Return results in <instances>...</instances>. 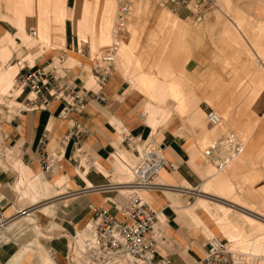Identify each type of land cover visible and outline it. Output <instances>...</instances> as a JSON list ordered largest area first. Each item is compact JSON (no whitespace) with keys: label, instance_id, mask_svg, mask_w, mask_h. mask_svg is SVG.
Returning <instances> with one entry per match:
<instances>
[{"label":"rangeland","instance_id":"obj_1","mask_svg":"<svg viewBox=\"0 0 264 264\" xmlns=\"http://www.w3.org/2000/svg\"><path fill=\"white\" fill-rule=\"evenodd\" d=\"M94 1L67 0L66 6L63 0H0V142L2 139V126L5 122H9L13 115V112L7 113L6 108H11L10 106L13 104L14 106L20 105L23 98L28 95V91L24 90L20 96L16 97L15 95L8 98V90L15 74L24 66L25 69L32 66L44 67L46 62H57V59L61 58V61L64 62L63 67L74 83L87 87V81H89L91 90L96 91L98 87L94 82L95 80H93L91 69L95 59L113 46L114 33L118 28L116 25L117 19L123 20L122 28L127 33L124 40L118 44L117 71L114 74L120 72L124 79L130 80L128 90L135 89L144 95L145 105L149 101L151 102L156 117L162 109H164L163 115L165 113H168V116L171 115L172 108L170 105L173 102L177 103L178 110L181 108L180 111L183 113L188 108L184 106L185 103L189 100L198 103L199 99L197 97L193 99L192 95L182 99L172 98V83L158 84L151 81L143 83L139 79L133 81L134 72L132 71L155 74L163 79L157 73L152 60L159 55L161 63L168 64L173 75H177L178 79H185L183 72L186 62L193 53L201 49L206 42H209L218 54H223V60L220 62L221 69L216 70L211 77L210 82L213 81V84L207 85L201 96L204 95L203 99L209 108L217 113L221 122L218 126L211 127L208 125L205 115H202L206 140L198 143L197 157L200 163L193 164V170L203 171L202 178H204V182L195 191L197 192L199 189L200 192L206 191L209 195L219 197H226L230 191L236 194L238 192L239 200H234L245 208L253 210L252 214H260L261 216L257 217H260L261 224L257 222V225L264 230V222H262L264 221V186L255 194L253 192V188L259 182L264 184V117H259V115L252 112V103L264 87V0H215V6L206 13L203 19L197 20L191 18L186 10L180 13L172 12L169 7L163 5V0H97L98 5L95 16L88 19L83 32L79 33L77 18L72 19L70 17L71 12L68 7L79 8L81 12L84 4H90ZM106 5H111L112 10L107 18V23H104L102 15ZM125 9L127 10L126 14ZM161 11H165L172 18L177 19L180 26L168 32L157 29L154 18ZM152 27H154L152 34L147 35L148 29ZM34 31L37 33L35 38L31 37ZM101 31L104 32L103 36ZM65 32L67 45L65 44ZM132 37L137 38L138 43L130 58V55L127 54L126 44L129 43ZM102 38L105 40L103 41ZM144 48L149 49V57L144 58L146 61L140 62L138 69L137 66L135 67L136 55L144 51ZM126 61H129L128 65L122 69ZM133 64L134 66H132ZM12 66L15 67L11 68ZM137 72L134 74H137ZM177 86L179 85L177 84ZM180 86L183 88V92L188 93L189 90L192 92L190 87ZM199 87L201 85H197V88ZM13 91L15 92V90ZM126 92L121 94L124 95ZM177 93L179 94V92ZM254 94L256 97L253 98ZM141 115L142 118L145 117L143 111ZM157 118L159 119V117ZM163 123H159L158 127ZM117 127L116 132H121V126L119 125L120 128ZM156 130L150 132L147 136L154 137ZM118 136L121 135L118 134ZM226 137L235 138L244 144L245 150L243 153L220 165L207 160L203 156V151L207 150L216 141ZM133 138L138 139L137 137ZM143 139L145 140L140 142H146L149 138L145 137ZM255 142L256 146L252 148V154H256L249 159L245 157L246 150L251 146V143ZM119 144L123 146H121V149L125 151L126 154L124 155H128L132 161L133 164L130 167L132 169V166L136 163L135 156L125 145L122 136ZM6 147L7 145H5ZM3 150L6 153L7 169L19 171V178H23L26 183L29 178L22 173L16 155L10 154L6 149ZM81 159L85 160L81 161V164L85 165L87 160L82 156ZM122 162L130 166L127 160L122 159ZM236 167L238 170L233 172ZM76 168H78V165H75ZM111 168L114 171H111ZM111 168L109 174H111L110 178L114 181V186L104 188L119 187V183L134 180L132 171L128 172L130 178L123 180L115 171L116 164L112 163ZM127 170L129 171V169ZM43 175L45 177L42 175L40 177L50 183L59 176L57 175L52 181H49L51 177ZM15 183L12 184L10 189L14 191L16 198L20 199L22 196L27 200L28 193H17L14 189ZM24 185L20 183V186ZM200 194H187L181 200L184 205H192L197 201ZM254 196L257 198L259 196L260 201H253ZM145 199L148 202L147 197ZM214 201L219 200L213 199L210 201L212 207ZM45 203H49V200L42 201L32 208H38ZM50 203L52 204L50 209L53 212L42 210L43 212L39 213V209L35 208V210H32L33 216L30 217V231L16 232L6 241V245L0 246V251H3L6 247H11L7 258L11 257L21 247L22 243L34 240L46 251V253L39 254V260L47 259L55 264H68L64 259L66 239L69 235L79 232L84 226L79 230L71 229L67 232V229L62 225V221L58 220L60 210L58 203ZM116 203L119 207L122 206L125 203V198L124 203L122 201ZM203 203L205 207L202 208L199 215L205 221L206 215L201 212L206 209L208 201L204 200ZM20 204L19 206H21ZM82 206L85 207V201L82 202ZM62 208H65L64 205ZM220 209L224 213L228 212L223 207H220ZM234 213L232 210L231 214ZM16 217L23 218V215L19 214ZM193 217L196 226L201 228L205 234L198 229L205 242L211 235L207 233L203 223L198 218V214ZM18 220L20 219L13 222ZM248 221L251 224L256 223L250 219ZM228 240L231 248L233 246L235 249L232 248V250L245 255L244 264H264V243L260 249H253L236 239L229 238ZM54 244L62 246V261H59L48 252V249ZM247 254L255 255V257H248ZM69 258L72 264L80 262V259L74 260L75 255ZM39 260H34V264H42Z\"/></svg>","mask_w":264,"mask_h":264},{"label":"crops","instance_id":"obj_2","mask_svg":"<svg viewBox=\"0 0 264 264\" xmlns=\"http://www.w3.org/2000/svg\"><path fill=\"white\" fill-rule=\"evenodd\" d=\"M63 1L67 6V0ZM97 5V0L90 4H84L81 12L79 8L68 7L71 12L70 17L72 19L77 18L79 33L83 32L88 19L95 16ZM111 10V5L105 6L102 15L104 23H107ZM154 21L155 27L164 32L180 26V22L172 18L165 11L157 13ZM153 30L154 27L148 29L147 35H151ZM103 33L101 31L102 36L104 35ZM126 33H124L122 41ZM102 39L103 41L105 40L104 38ZM137 43V38L132 37L129 43L126 44L128 48L127 54L130 55V58ZM65 44L67 45L66 32ZM148 50L144 48V51L136 55L137 62L135 67H140V62L146 61L144 58L149 57ZM152 60L157 73L163 79L155 74H146L143 71L139 73L136 71L137 74H134L136 72L132 71L134 72L133 81L139 79L143 83L149 81L158 84L172 83V98L182 99L192 95L193 99L196 97L199 99L198 103L189 100L184 105L188 108L181 113V108L178 110L177 103L173 102L170 105L172 108L170 117L168 113L163 115L164 109H162L157 116L159 117L158 119L154 114L155 109L152 107L151 102L149 101L145 105V96L135 89L128 90L130 80L124 79L123 75L117 72V74H113L107 79L100 91V96L106 98V102H99L95 98V95L88 94L83 100V109L80 114L71 113L69 117L63 118V105L57 102L50 103L43 110L26 112L19 116L11 114L12 118L2 126L0 147L6 149L10 154L16 155V160L21 165L22 173L29 179L25 183L23 178H19V171H0V214L5 220L10 221L12 219L7 228L3 232H0V246L6 245V241L9 240L12 234L24 230L30 231V217H16V211L28 206H35L45 200H49V203H58L60 209L58 220L62 221V225L67 229V232H69L68 230L71 231V229L79 230L84 226L79 232H75V234H81L86 230V226L91 222V220H88L92 218L94 210H105L116 217H120V214L114 207H119L116 202L121 201V192L115 190L116 187L104 188L106 186H114V181H112L110 178L111 174H109L112 163L116 164L115 171L121 179L128 180L130 178L128 172L132 170L130 167L133 163L128 155H124L126 153L121 149L122 144H119L121 136L119 137L116 132V125H120L131 136L137 137L139 142L144 141L145 139L143 138L148 137V140H154L162 144L164 146V155L176 166L175 171L162 172L156 179V182L157 184H165L182 191L166 189V191L151 192L145 196L148 199V202L147 200L146 202L149 203L156 214L149 237L154 241V249L158 261L164 259L167 261V264H193L203 256L206 241L204 242V237L198 231L199 229L202 232L201 228H198L195 224L193 216L197 214L207 233H210L211 236L215 233V235L224 237L222 239H226L227 241H229V238L236 239L253 249H260L262 247L264 243V230L257 225V222L261 224L260 217H257L260 214H252L253 210L247 209L236 202L234 199L239 200L238 192L236 194L230 191L226 198L224 196L209 195L206 191L200 192L198 189V194H201L194 204L184 205L181 200L187 195L185 190L200 188L204 182V178H202L203 171L193 170V164L200 163L197 157L198 143L205 142L206 140L202 115H205L208 109H210L203 99L204 95L201 96V93L206 89L207 85L213 84V81L210 82V80H212L211 77L215 74L216 70L221 69L220 62L223 60V54H218L213 45L206 42L186 62L183 72L185 79H178L177 75H173L170 66L164 62L163 64L161 63L159 55ZM128 62L124 63L122 69L127 67ZM14 67L12 66L11 68ZM177 84L179 86L190 87L192 92L191 90L188 93L183 92V88L177 86ZM89 85L90 82L87 81L86 88L91 89ZM197 85H201V87L197 88ZM76 86L79 90L82 89V86L77 84ZM122 92L126 93L122 95ZM194 94L195 96H193ZM254 97H256L255 94L253 95ZM142 111L145 113V117L143 118L141 115ZM252 112L259 115V117H264V87L252 103ZM75 122L81 123L86 131L82 138L81 147L82 151L90 159L82 156L87 161L84 165L81 164V161L85 160L81 159L76 169L75 165L70 161L73 156V138L70 134ZM159 123L163 124L158 127ZM155 130L154 137L147 136ZM44 138H47V151L61 148L64 152L61 170L55 175L59 176L52 183L40 177L41 175L45 177L40 163V143ZM256 142L251 143V146L246 150L245 157L249 159L254 157L256 153L252 154V148L256 146ZM5 145H7L6 148ZM122 159L127 160L130 166L122 162ZM110 170L114 171L112 168ZM236 170H238L237 167L233 172ZM55 176H52L49 181H52ZM14 182H16L14 189L17 193H28L27 200L22 196L20 199L16 198V194L10 189ZM20 183L25 185L20 186ZM125 183H119L118 185ZM262 186L264 184L259 182L253 188L254 194ZM258 198L254 196L253 201H260ZM213 199L219 201H214L212 207L209 202ZM204 200L208 201L206 209L204 212H201L206 215L205 221L199 215V212L205 207ZM84 201L85 207L82 206V202ZM49 203L35 208L39 209V213L43 212L42 210L53 212L50 209L52 204ZM63 205L64 209L62 208ZM220 207H223L228 212L224 213ZM232 210L235 212L234 214H231ZM14 219L20 220L13 222L15 221ZM248 219L256 223L251 224ZM61 249L62 246L54 244L48 249V252L51 255V252H53V256L62 261ZM10 250L11 247H6L3 251H0V264H34V260L40 259V253H46L40 244L34 240L22 243L21 247L11 257L7 258V255H9L8 251ZM247 255L248 257H255L252 254ZM39 261L42 264H55L47 259ZM157 264L160 263L157 262Z\"/></svg>","mask_w":264,"mask_h":264},{"label":"built area","instance_id":"obj_3","mask_svg":"<svg viewBox=\"0 0 264 264\" xmlns=\"http://www.w3.org/2000/svg\"><path fill=\"white\" fill-rule=\"evenodd\" d=\"M165 1L175 11H188L196 20L202 17L205 9L213 3V0ZM108 67L110 66L108 65ZM94 71L101 80L99 71ZM14 80L17 84L30 88L34 93L33 98L26 97L22 101L23 108L17 110V113L39 110L50 97L60 99L63 105L62 110L75 111L82 108L83 98L79 97L78 99L75 95V86L68 85L61 78H56L51 70L45 71L40 67L26 68L23 73L15 76ZM50 92L53 94L50 95ZM206 116L209 125L218 124L219 120L212 111H209ZM71 131L75 139L74 144L77 145L82 134L81 128L78 130L77 125H75ZM227 144L235 147L232 138L226 141ZM214 148V146L210 147L204 155L209 158ZM62 157L60 151L51 154L42 153L40 156L42 170L48 174L53 173L59 167ZM162 169L170 171L174 167L167 162L157 164L154 158H148L137 172L142 179L149 182ZM141 182L144 183L140 185L142 187L146 188L150 185L145 184L144 180ZM136 190L142 189L137 188ZM139 192L142 191H137L130 196V201L122 209L125 220L117 221L105 210H94L90 230L84 234L86 236L79 235L77 238L72 235L67 238L64 252L65 261L72 264L69 258L70 253L76 249L80 263L82 260L88 259L90 264H113L117 262L120 264H153L154 247L148 239L153 210L146 201L141 199ZM233 258L223 241L221 243L216 242V244L209 243L206 247V256L198 264H235Z\"/></svg>","mask_w":264,"mask_h":264},{"label":"bare ground","instance_id":"obj_4","mask_svg":"<svg viewBox=\"0 0 264 264\" xmlns=\"http://www.w3.org/2000/svg\"><path fill=\"white\" fill-rule=\"evenodd\" d=\"M163 5H165L166 7H169L171 9V11L174 12V13L182 12V11L173 10L168 4H166L165 0H163ZM214 6H215V0H213V3H212L211 6H209L207 9H205L203 16L200 17L199 19H203L204 16L206 15V13L210 9H212ZM125 10H124V12L126 14L127 10L126 11ZM188 15L191 18H193L190 14H188ZM123 24H124L123 20H121V19H119V20L117 19L116 20V25L118 26V28L116 29V31L114 33V44H113V46L109 50L105 51L102 55H100L99 58H96L95 61H94V65H93V67L91 69V73H92V76L94 78L93 80H95L94 82H95V84L98 87V89L96 91H93V90L88 89L86 87H82V89H80L81 91L79 90L78 87L76 88V84L71 80V78L69 77V75L67 73V70L63 67V63L64 62L61 61L62 60L61 58L57 59V62H46L45 66L44 67H40V68H43L45 71L51 70V72L53 73V75L56 78H61V80H64V82L67 83L68 85H74L75 86L74 93L78 97V99H79V97H81L84 100V98H86L88 94H92V95H95V98L99 102H106V98L100 96V91H101L103 85L105 84V82L107 81V79L111 75H113L115 73V71H117L116 63H117V52H118V49H119L118 48V44H119L120 41H122V37H123V35L125 33V30L122 28ZM36 36H37V33L35 31L32 32L31 37L35 38ZM68 59H69V57H68ZM108 65L110 67H108ZM23 68H21L15 74V76L23 73V71L25 70V68H24V70H22ZM26 68L27 69L28 68H35V66L26 67ZM21 70H22V72H21ZM94 70H98L99 71V73L101 75V80L97 76V73ZM15 76L13 77L12 84L10 86V89L8 90V98H11V97H13L15 95H16V97H18V96L21 95V93L24 90L28 91V95H26L23 98V100L26 97L27 98H33L34 97V93L31 91V89L30 88L29 89L25 88V86H21V85L17 84L16 81L14 80ZM13 90H15V92ZM52 94L53 93L50 92V95H52ZM46 101L47 102L44 103L42 108L39 109V110L46 109L50 105V103H52V102L62 103L60 101V99L53 98V97H50ZM10 107L11 108H6V112L7 113L8 112H13V114H15V116H19V115H21L23 113H26V112L17 113V110L23 108L22 103L20 105H18V106H14V104H13ZM82 109H83V103H82V108L81 109L78 108L75 111H71V110L65 111L63 109V111H62L63 118L69 117L71 113L80 114L82 112ZM34 111H38V110H34ZM34 111H27V112H34ZM209 111H212L214 113V115L218 118L219 122L216 125H209V124L208 125L211 126V127L218 126L220 124V122H221V119L217 115V113H215L211 109H208V111L205 113L206 121H207V116L206 115H207V113ZM75 125H77L78 130H79V128H81L82 134L80 135V142H79V139H78V144L77 145L74 144V142H75V139L73 138L74 136L72 134H70V136L73 138V156H72L70 161L73 162L75 165L79 166L80 157L81 156H83V157L86 156L85 153L82 151V147H81L82 138L85 135L86 131H85V129L82 126L81 123L75 122L74 126ZM116 126H118L117 128H120L119 125H116ZM118 134H120L122 136V139H123L125 145L128 147L129 151L135 156V159H136V163H135L134 167L131 170L134 180L132 182H128V183L122 184L119 187L115 188V190H118V191L121 192L122 196L120 195V197H121V201L123 203H124V198H125V203L122 206L114 207L115 210L120 214V217H116L113 214L108 212L111 216H113V218L115 220L122 221V220H125L124 215L122 213V209L127 205V203L130 201V196H132L135 192L142 191L141 193L139 192V196L141 197L142 200L146 201V199L144 197V196H146L145 194H148V193H151V192H157V191L160 192V191H163V190H166V189H169V190H180V189H177V188H174V187H169L168 185H165V184H157V182H156V179L159 177V175L162 172H164V171L172 172V171L176 170L175 164L173 162L169 161L166 158V156L164 155V153H163V147L164 146L162 144L157 143L154 140H147L146 142H139L137 139H134L133 136H131L129 133H127L126 130H123V129ZM228 139H230V137H226V138H223V139H220V140L216 141L214 144H212L210 146V147H212V146L215 147L214 150H212L210 157L207 158L204 155L205 152L203 153V156L207 160H210L211 162H214L217 165L223 164L224 161L228 162L231 159L239 156L242 153L243 149H244V144H242L241 142L237 141L235 138H232V140H233V142L235 144V147H233L231 144H227L226 145V141ZM46 141H47V138H44V140L41 141V143H40V145H41V148H40L41 154L42 153L51 154L53 152L60 151V154H62V156H63L61 161H60V163H59V167L53 173L48 174L47 172H45L41 168L43 174L48 175L49 177H52V176H55L61 170L62 161L64 159V152H63V149H61V148H59L57 150H53V151H47L46 150ZM77 149H79V151H77ZM148 158H150V159L154 158L155 162L157 164H160L162 162L170 163L174 167V169L170 170V171L169 170H165V169L160 170V172L158 171V174L152 180H149V182H150L149 183L148 180L142 179L139 176V173L137 172L142 167V165H144L146 163ZM7 170L8 169H7L6 153L4 152L3 148L0 147V171L4 172V171H7ZM142 180L145 181V184H150V185L148 187H146V188L140 186V185L144 184V183L141 182ZM151 185H153V186H151ZM137 188H141L142 190H136ZM180 191H182V190H180ZM185 191H186L185 192L186 194H191V193H194L195 195L198 194V192H196L195 190H185ZM32 207L33 206H31V207L28 206V207H25L23 209L17 210L16 211V213H17L16 216H18L20 214V215H23V217H31L32 214H33L32 213V210H33ZM152 213H153V215L151 216V228L149 230V233L152 231L153 219H154V217L156 215L154 213V211ZM10 221L9 220H5L4 218H2V216L0 217V232H3L7 228V226L9 225ZM90 224H91V222L86 226V228H85L86 230L83 233H81V234H75L74 233V234L69 235V237L72 236V235L76 236L77 238H79V235L80 236H86L84 234H86L90 230V227H91ZM148 236H149V234H148ZM148 239L150 240L149 243L152 244L153 247H154L153 239L151 237H149ZM222 241L225 243V246H226L228 252L234 257L233 261L235 262V264H237L238 262L240 264H244L245 255L240 253V252H235L234 251L235 250L234 247L232 246V248L234 249V250H232L231 246L229 245L230 242H228L226 239H222V238H220L218 236H215V235L210 236L206 240V242H205V252H204L203 256L201 258H199L198 260H196L193 264H198L206 256L207 244H209V243L216 244V242L217 243H221ZM51 253H52V255H54L53 252H51ZM154 253H155V256H154L153 264H157V262H159L160 264H167V261L164 260V259L158 261L155 249H154ZM72 255H75V259H74L75 261L77 259H79L76 249H74L70 253V257H72ZM76 263L79 264L80 262L79 263L76 262ZM81 264H90V262L88 261V259H84V260H82ZM113 264H120V263L117 262V263H113Z\"/></svg>","mask_w":264,"mask_h":264}]
</instances>
